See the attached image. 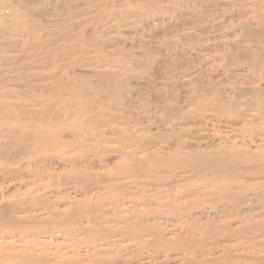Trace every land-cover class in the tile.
I'll return each instance as SVG.
<instances>
[{"label":"rangeland","instance_id":"1","mask_svg":"<svg viewBox=\"0 0 264 264\" xmlns=\"http://www.w3.org/2000/svg\"><path fill=\"white\" fill-rule=\"evenodd\" d=\"M0 264H264V0H0Z\"/></svg>","mask_w":264,"mask_h":264}]
</instances>
